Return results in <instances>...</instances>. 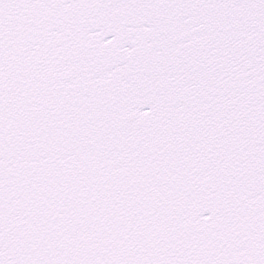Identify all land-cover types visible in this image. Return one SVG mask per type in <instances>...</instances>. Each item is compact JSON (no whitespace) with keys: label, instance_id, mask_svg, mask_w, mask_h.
<instances>
[{"label":"snow or ice","instance_id":"obj_1","mask_svg":"<svg viewBox=\"0 0 264 264\" xmlns=\"http://www.w3.org/2000/svg\"><path fill=\"white\" fill-rule=\"evenodd\" d=\"M0 264H264V0H0Z\"/></svg>","mask_w":264,"mask_h":264}]
</instances>
